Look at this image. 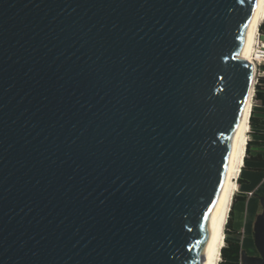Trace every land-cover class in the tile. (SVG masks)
Returning <instances> with one entry per match:
<instances>
[{"label":"water","instance_id":"obj_1","mask_svg":"<svg viewBox=\"0 0 264 264\" xmlns=\"http://www.w3.org/2000/svg\"><path fill=\"white\" fill-rule=\"evenodd\" d=\"M257 1L0 0V264L203 263Z\"/></svg>","mask_w":264,"mask_h":264},{"label":"bare ground","instance_id":"obj_2","mask_svg":"<svg viewBox=\"0 0 264 264\" xmlns=\"http://www.w3.org/2000/svg\"><path fill=\"white\" fill-rule=\"evenodd\" d=\"M263 21L264 0H258L251 13L239 51V57L251 66V77L238 120L234 151L221 180L220 188L213 205L215 212L219 213L217 227L207 243L202 264H218L220 261V251L225 243V224L232 205L233 196L237 190V179L244 165L246 144L249 141V119L252 112L255 77V63L252 58L253 43H255L257 38L259 25Z\"/></svg>","mask_w":264,"mask_h":264},{"label":"crops","instance_id":"obj_3","mask_svg":"<svg viewBox=\"0 0 264 264\" xmlns=\"http://www.w3.org/2000/svg\"><path fill=\"white\" fill-rule=\"evenodd\" d=\"M259 106V104H258ZM260 109L255 110L254 116L260 122V119H264V108L259 106ZM252 142L250 147L249 155L251 156L247 162H244L240 173V183H237V190L234 194L236 197L235 202L232 206L231 222L228 228L225 227V235L229 241L236 242L240 245L242 251L248 256H255L256 249L252 239V225L254 215L256 212V203L250 196L254 192H263L264 183V164L254 161V156L260 155L261 158L264 156L256 150L261 143L264 142V127L253 126ZM260 170V171H258ZM240 264V262H239Z\"/></svg>","mask_w":264,"mask_h":264},{"label":"trees","instance_id":"obj_4","mask_svg":"<svg viewBox=\"0 0 264 264\" xmlns=\"http://www.w3.org/2000/svg\"><path fill=\"white\" fill-rule=\"evenodd\" d=\"M258 32L260 36L264 38V21L259 25ZM254 100L255 103H259V105L262 108H264V77L258 79V85L255 86ZM254 113H255V109L252 110L249 119L250 127L253 126L264 127V119H260V122H257L258 119L254 116ZM251 144H252L251 141H248L246 144L244 162L251 158V156L249 155ZM252 159L258 162L261 161L262 158L260 155H257L254 156ZM237 183L238 184L240 183V177H238ZM235 200L236 197L233 196L232 205L226 222V228L230 226L232 206ZM240 252H241V248L238 243L229 241L227 238H225L224 246L220 251V260H221L220 264H239Z\"/></svg>","mask_w":264,"mask_h":264},{"label":"built area","instance_id":"obj_5","mask_svg":"<svg viewBox=\"0 0 264 264\" xmlns=\"http://www.w3.org/2000/svg\"><path fill=\"white\" fill-rule=\"evenodd\" d=\"M252 57H253V61L255 63V77H254V89H253V98H254L255 86L258 85V79L261 78L260 74H259V68H257L261 64L259 58H264V38H262L260 36L259 32L257 34V38H256L254 46H253ZM257 71H258V73H257ZM225 227H226V224H225ZM224 231H225V229H224ZM220 262H221V260L219 261V263Z\"/></svg>","mask_w":264,"mask_h":264},{"label":"flooded vegetation","instance_id":"obj_6","mask_svg":"<svg viewBox=\"0 0 264 264\" xmlns=\"http://www.w3.org/2000/svg\"><path fill=\"white\" fill-rule=\"evenodd\" d=\"M259 163L264 164V158L261 159V161H258ZM260 171V170H258ZM263 189H264V183H263ZM250 196L252 199H254L256 203V212L254 215L253 225H252V239L254 237V226L255 224L259 223L261 219H264V193L263 192H254L251 193ZM242 251V250H241ZM258 256V253L256 251V255Z\"/></svg>","mask_w":264,"mask_h":264},{"label":"rangeland","instance_id":"obj_7","mask_svg":"<svg viewBox=\"0 0 264 264\" xmlns=\"http://www.w3.org/2000/svg\"><path fill=\"white\" fill-rule=\"evenodd\" d=\"M254 44V43H253ZM254 46V45H253ZM255 49V48H254ZM257 57V56H256ZM253 58V57H252ZM260 59V62H261V64H260V66H258L257 68H259V74H260V77L261 78H263L264 77V58H259ZM258 59V60H259ZM257 64V63H256ZM257 73H258V71H257ZM258 104L259 103H255V100H254V98H253V102H252V110L253 109H255V110H257V109H260V105L258 106ZM253 128L252 127H250V131H249V134H248V140L250 141L251 139H252V137H253V135H252V132H253ZM252 152H254V153H257V152H259V153H261L263 156H264V142L263 143H261L260 145H259V147H257V149L256 150H253ZM247 162H249L250 163V161H247ZM243 167V166H242ZM239 176H240V174H239ZM238 176V177H239ZM225 238H226V235H225ZM239 262H240V260H239ZM218 264H220V263H218Z\"/></svg>","mask_w":264,"mask_h":264}]
</instances>
